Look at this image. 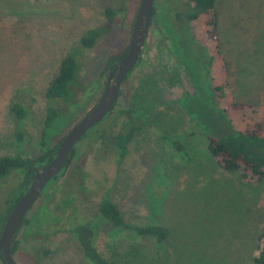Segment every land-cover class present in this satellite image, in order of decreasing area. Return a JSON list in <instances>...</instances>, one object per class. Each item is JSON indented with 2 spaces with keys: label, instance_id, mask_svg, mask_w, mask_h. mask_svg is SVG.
<instances>
[{
  "label": "rangeland",
  "instance_id": "374dc122",
  "mask_svg": "<svg viewBox=\"0 0 264 264\" xmlns=\"http://www.w3.org/2000/svg\"><path fill=\"white\" fill-rule=\"evenodd\" d=\"M138 1L0 0V156L39 152L44 89L66 54L78 64L72 99L77 106L57 102L68 117L49 145L89 107L92 98L87 100L79 83L98 78L99 86L106 59L125 51ZM183 2L155 0L154 13L174 51H182L190 64L192 79L182 87L196 98L168 87L147 121L138 118L141 128L120 159L106 141H78L76 154L50 187L45 215L13 254L18 263L86 264L66 229L88 222L100 254L121 264H254L256 236L264 228V178L248 182L226 171L206 145L208 134L226 130L223 118L239 129L264 119V0L215 1L218 47L208 40L202 16L175 18ZM105 7L114 11L109 22ZM100 26L104 30L91 47L78 44L87 29ZM173 87L180 91L178 80ZM12 101L25 107L24 117L10 111ZM142 106L145 115L147 105ZM20 179L17 169L0 179V228ZM104 195L126 224L159 223L167 236L157 245L150 236L115 228L96 211Z\"/></svg>",
  "mask_w": 264,
  "mask_h": 264
},
{
  "label": "trees",
  "instance_id": "16d2710c",
  "mask_svg": "<svg viewBox=\"0 0 264 264\" xmlns=\"http://www.w3.org/2000/svg\"><path fill=\"white\" fill-rule=\"evenodd\" d=\"M215 1L216 0H186V2H183L180 9L174 11V16L177 19H183L185 21L202 16L205 34L208 40L218 47V20ZM103 14L109 22L114 16V11L109 7H105ZM103 30L104 27L101 26L87 29L78 38V44L83 48L91 47L98 40ZM1 44L0 40V45ZM123 52L108 57L102 71L105 72L112 67ZM1 53L2 48H0V55ZM209 58H211V56ZM0 59L2 58L0 57ZM77 66L76 59L72 54L64 55L59 60L55 72L46 84L43 93L46 103L44 114L41 119L42 130L39 152L33 157H25L19 154L0 156V179L11 169H17L21 173V179L16 188L17 192L9 200L6 214L27 186L33 172L42 167L51 158L61 139L59 138L53 145H49V137L65 126L64 119L68 117V112L64 111L62 113L57 102L62 103L65 108L67 106L76 107L75 101H72V99L74 96V89L76 88ZM224 67L225 65L222 66L223 69ZM214 88L217 89L218 87ZM214 88L213 90H215ZM195 96H192V99H194ZM232 106L236 108L242 106V104L236 103ZM9 109L17 118L24 117L27 112L25 107L15 101L10 103ZM222 112L223 111L219 109L218 115L221 116ZM223 121L226 127L224 132L210 133L207 135L208 142L206 148L211 158L221 168L229 172H235L241 179H245L248 182L261 181L264 178V119H253L249 125H244V127L240 129L237 127L234 128L227 118H223ZM94 129L95 126L91 127L89 132L92 131L93 133ZM132 133L133 129L126 128L116 135L115 141L118 147L119 159L125 153L126 142ZM13 134L17 139L21 138V132L18 129H15ZM100 135L103 136V133H100ZM161 137L166 139L164 135H161ZM168 141H170V144H172L176 151L185 154V150H183L181 145L171 140ZM74 150L75 145L72 147L71 155L66 156L64 160L65 165L69 163L71 156L76 154ZM55 179L56 176L50 179L48 183L51 184ZM47 188L48 186L45 185L41 192L42 200L47 196ZM96 211L98 215L109 221L115 228L129 229L133 230L137 235L150 236L157 245L164 240L168 233L167 229L159 223H150L146 225L126 224L122 220L115 205L106 195L99 199ZM29 220L30 219L25 216L22 223H26L27 225ZM66 230L72 236L80 256L84 259L86 264H121L113 257L106 258L100 254L95 245L96 232L90 223H70ZM13 238L14 237H12L10 241L11 252L14 251L16 246V241ZM41 252H47V249L43 248ZM158 253L160 254V249ZM252 261L254 264H264V228L256 236Z\"/></svg>",
  "mask_w": 264,
  "mask_h": 264
},
{
  "label": "flooded vegetation",
  "instance_id": "af4514ba",
  "mask_svg": "<svg viewBox=\"0 0 264 264\" xmlns=\"http://www.w3.org/2000/svg\"><path fill=\"white\" fill-rule=\"evenodd\" d=\"M154 9L155 0H153L151 17L146 28L145 37L141 43L132 66L125 72L119 81L116 97L111 107L95 125L91 126H95V129L93 130L94 134L92 131L89 132L91 128L90 127L83 133L76 143H78V141H82L83 143L85 142L87 144H101L106 141L118 153V147L115 141L116 135L126 128L133 129V132L139 130L141 126H137L138 118L141 117L142 120H145V122L147 121L146 118L150 112L159 103L163 102L161 95L164 92L168 93V87H171V89H176L179 92V95L189 93V91L184 89L182 85L186 84L192 79L193 74H191L192 71L190 69V64H188L185 60V56L182 51L177 50L178 54L174 51V48L170 42L171 35H169L168 31L163 29L161 22L155 18ZM120 58L121 57L116 60L112 67ZM112 67L105 71L104 80L99 86L98 78L92 79L87 84L81 85L79 83L80 89L84 93V96L87 98V100L92 98V102L89 104V107L80 115V117L97 101L99 94L101 93L105 84L106 74ZM181 70L183 72H181ZM111 78L112 76L110 77V80ZM183 79L185 80L184 83L182 82ZM176 80H178L180 83V91L178 88L173 87ZM76 87L78 86L76 85ZM188 95H193V93H189ZM158 96H160L159 99ZM168 100L169 99H167V101ZM75 105L77 106V100L75 101ZM142 105H147L145 115ZM147 124H151V122H147ZM100 133H103V136H101ZM132 135L127 140L126 146ZM76 143L74 144V151H76ZM170 145L172 146V144ZM64 167H66L65 164L55 175L56 178L62 173ZM54 181L48 185L46 191L47 195ZM41 192L24 215V217L27 216V218L30 219L28 224L26 225V223H22V219L12 236L16 241L15 249L13 252H11L12 258L13 254L16 252L20 240L25 236H30L33 232V226H35L37 222L41 221L42 217L45 215V213H43V204L45 203L47 196L44 195L45 197L42 200ZM13 260L15 261L14 258ZM0 263L5 264L1 255Z\"/></svg>",
  "mask_w": 264,
  "mask_h": 264
},
{
  "label": "water",
  "instance_id": "95a60500",
  "mask_svg": "<svg viewBox=\"0 0 264 264\" xmlns=\"http://www.w3.org/2000/svg\"><path fill=\"white\" fill-rule=\"evenodd\" d=\"M152 4L153 0L138 1L127 48L117 63L107 72L105 84L97 101L66 130L51 158L33 172L27 186L9 209L0 228V255L5 264H20L13 260L10 251V241L15 230L45 184L64 166V160L70 155L76 141L106 114L115 100L119 81L132 66L145 37Z\"/></svg>",
  "mask_w": 264,
  "mask_h": 264
}]
</instances>
